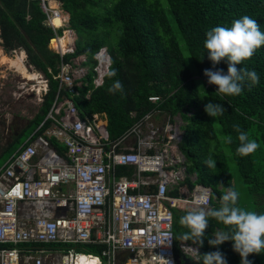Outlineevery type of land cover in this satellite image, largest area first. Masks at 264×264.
Masks as SVG:
<instances>
[{
    "label": "built area",
    "instance_id": "1",
    "mask_svg": "<svg viewBox=\"0 0 264 264\" xmlns=\"http://www.w3.org/2000/svg\"><path fill=\"white\" fill-rule=\"evenodd\" d=\"M38 1L44 24L53 31L49 48L59 55L52 75L57 88L44 120L0 166V264H163L166 259L175 264L171 210L192 209L194 194L203 189L211 204L210 187L194 184L183 193L188 176L178 149L183 120L159 109L163 95L155 93L146 98L154 107L116 138L107 134L102 113L80 117L73 103L76 87L90 72L87 99L111 65L98 57L110 54L100 47L91 67L83 54L63 61L73 48L59 44L56 30L66 23L60 2ZM23 63L33 70L26 54ZM38 75L37 88L36 80L30 82L42 102L48 79ZM120 167L134 169L121 174ZM172 189L176 195L168 193ZM79 244L101 248L82 252L72 246ZM177 248L196 258L192 242L179 241Z\"/></svg>",
    "mask_w": 264,
    "mask_h": 264
},
{
    "label": "trees",
    "instance_id": "2",
    "mask_svg": "<svg viewBox=\"0 0 264 264\" xmlns=\"http://www.w3.org/2000/svg\"><path fill=\"white\" fill-rule=\"evenodd\" d=\"M59 1L62 10L68 14V27L76 35L74 49L63 56V61L84 54L86 63L92 66V54L100 46H107L112 61L109 71H116L112 78L106 74L102 84L90 90L87 99L85 93L90 88L91 73L85 75L84 83L76 87L78 94L73 98L79 116L102 113L107 134L116 138L133 124L134 118L154 107L146 100L149 94H162L159 109L172 116L178 113L185 122L178 149L187 160L186 175L194 174L195 178L191 181L185 176L182 182L188 188L194 184L211 187L210 207L219 208L220 196L226 188L234 187L238 191L232 179L230 161H233L250 196L247 205L257 213H264V45L250 59L237 65L238 69H254L260 77L255 86L245 81L238 96L216 92L217 86L209 84L203 75L205 69H222L227 74L228 68L226 60L213 67L208 59L204 47L206 32L216 26L230 27L235 19L244 15L257 20L264 32V0ZM43 20L36 0H0V39L5 51L22 48L27 62L48 79V90L39 111L21 133L29 130L30 134L44 120L57 88L52 75L57 71L59 58L47 48L53 31ZM60 32L58 29L57 33ZM178 35L186 45L193 66L184 57ZM50 45H55L54 41ZM196 78L202 81V87ZM116 80L123 84V91L110 94L108 88ZM204 95L207 101L221 103L226 109L223 116L216 118L223 139L219 138L212 119L204 111ZM131 111L135 113L133 118ZM237 125L259 144L250 155L241 156L237 152L240 143L235 130ZM21 133L6 149L9 155L17 148L15 144L20 142ZM229 136L231 143L227 141ZM210 154L216 159L214 169L203 164ZM168 193L177 194L175 189ZM238 205L245 207L240 196ZM187 211L186 207L171 210L174 252L178 259L183 253L178 250L177 243L188 231L179 220ZM225 228L216 219L209 218L204 245L195 244L197 259L191 260V264H203L201 256L216 250L208 245L207 237ZM86 245L91 251L101 248L97 244ZM219 250L227 264H240V256L233 250L231 241L221 244ZM248 259L253 264H261L259 254H250Z\"/></svg>",
    "mask_w": 264,
    "mask_h": 264
},
{
    "label": "clouds",
    "instance_id": "3",
    "mask_svg": "<svg viewBox=\"0 0 264 264\" xmlns=\"http://www.w3.org/2000/svg\"><path fill=\"white\" fill-rule=\"evenodd\" d=\"M59 29L62 30V28ZM67 29L72 31L69 27H67ZM262 45H264V32L260 30V25L257 20L248 15L235 19L230 27L216 26L207 31L204 47L207 50L208 59L212 62L213 67H215V65L220 63L222 60H226L228 63L227 74H225L222 69H205L203 75L208 78L207 82L217 86L218 90L216 92L227 96L240 95L245 81H250V86L259 84L260 77L254 69H238L237 65H240L243 61L250 59L256 50ZM100 47L107 48V46ZM47 48L50 49L49 40ZM21 50L23 49H20V51ZM50 50L54 52L52 49ZM23 52L25 53L24 50ZM68 53L69 52L65 54ZM56 54L58 55V53ZM98 58L101 59L102 62H106L109 65L112 63L111 58L106 57L103 54ZM86 62L85 64H87ZM28 65L31 64L28 63ZM31 66L33 70H30L28 66L25 65L28 71L36 73L40 72L44 75L43 72L35 69L33 65ZM107 76L109 78L116 76V71L110 70L107 73ZM121 91H123V84L119 80L114 81V83L108 88V92L110 94H115ZM204 111L207 115L217 118L219 116H223L226 109L221 103L210 101L204 106ZM235 130L238 133L237 139L240 142L237 147L239 155L247 156L258 149L259 144L254 139H250L247 132L242 131L238 125L235 126ZM227 141L231 143L232 138L229 136ZM203 164L206 165L208 169L216 168V159L214 158V155L210 154L203 161ZM209 199V190L207 189H203L194 194L192 199L194 207L188 210L185 215L180 217L179 220L180 225L188 229L187 232L180 236V239L182 241H191L193 244H198L200 247H203L204 240L206 238L205 231L209 226V218H214L218 222L225 225L226 228L225 230H217L215 233L211 234L210 237H207L208 245L216 248V250L209 251L201 256L203 264H227L224 254L219 250V246L226 241L232 242L233 250L240 256V264H253V262L248 259L250 254L264 253V213H257L256 211L240 207L238 205L239 192L235 190L234 187L226 188L220 196L219 208L208 207L207 205ZM195 250L198 253V250ZM163 264H173V262L166 259L163 260Z\"/></svg>",
    "mask_w": 264,
    "mask_h": 264
},
{
    "label": "rangeland",
    "instance_id": "4",
    "mask_svg": "<svg viewBox=\"0 0 264 264\" xmlns=\"http://www.w3.org/2000/svg\"><path fill=\"white\" fill-rule=\"evenodd\" d=\"M61 12V16L66 19V23L62 25L63 30L60 32L61 34L59 33V37L64 36L63 39L66 40L65 45L67 47L74 48V41L76 39V35L73 30L68 33V14L62 9ZM168 16L172 20V17L169 12ZM178 41L186 61L191 66H193L186 45L179 35ZM56 45L58 46L57 43ZM20 49L22 48L18 47L13 52V49L6 52L2 45V40H0V53H3L7 57L14 58V56H16L20 52ZM0 61H2V59H0ZM49 72L51 71L49 70ZM25 80V78H23L19 73L15 72L12 68H9L7 65L0 63V165H3L9 157V152L6 150L8 149V144H11L13 141H15L16 137L29 125L30 121L38 113L42 103L38 101L35 91L32 90V83L27 82V80ZM196 82L199 86H201L202 81L199 78H196ZM34 83L36 85L35 88H37V82ZM207 103H209V101L206 100V97L204 95L203 105L205 106ZM209 117L214 123L219 138L223 139V136L219 132V125L217 124L216 118L211 116ZM182 124H184L183 121ZM181 127L182 125H180V129ZM28 137L29 130L21 133L20 142L16 143L15 147H19L20 144H22L25 140L28 139ZM174 151L178 154L175 149ZM184 162L185 164H187L186 159ZM230 166L232 168L231 171H233L232 179L235 182L236 188L238 189L240 199L245 205L244 208L253 211L254 209H252L250 205H247V202H250V196L247 193L245 184L241 182V178L237 172L236 166L233 161H230ZM182 187L184 194H187V192L190 191V189H188L184 184L182 185ZM72 246H75L76 250L78 251L95 252L88 249L86 244ZM259 257L261 264H264V254L260 253Z\"/></svg>",
    "mask_w": 264,
    "mask_h": 264
},
{
    "label": "bare ground",
    "instance_id": "5",
    "mask_svg": "<svg viewBox=\"0 0 264 264\" xmlns=\"http://www.w3.org/2000/svg\"><path fill=\"white\" fill-rule=\"evenodd\" d=\"M58 22H59L58 18H55L54 23L58 24ZM63 37L61 38L59 37V44L62 47V49H65L66 40H64ZM24 55L25 54L22 51L21 53H18L14 58H8L4 54L0 53V59H2L0 63L7 65L9 68H12L15 72L19 73L23 78L29 80V82L34 80H36V82H42L40 81L41 77L38 75V73L28 71L27 68L25 67L23 63ZM189 259L195 261L197 259V256L195 259L192 258Z\"/></svg>",
    "mask_w": 264,
    "mask_h": 264
},
{
    "label": "crops",
    "instance_id": "6",
    "mask_svg": "<svg viewBox=\"0 0 264 264\" xmlns=\"http://www.w3.org/2000/svg\"><path fill=\"white\" fill-rule=\"evenodd\" d=\"M65 33V32H64ZM61 38V37H60ZM23 50H21V52H22ZM6 56V55H5ZM7 57V56H6ZM15 57V56H14ZM8 58H13V57H8ZM133 114L134 112L133 111H131L130 112V114ZM131 114V116H132V118L135 116V113H134V116ZM134 120H135V118H134ZM134 120H133V122H134ZM160 120H158L157 122H159ZM32 133V132H31ZM30 133V134H31ZM29 134V135H30ZM14 142V141H13ZM132 142H133V139H130V140H127V143L130 145V144H132ZM21 145V144H20ZM18 148V147H17ZM133 167H127V168H122V167H120V169H119V173L120 172H122L121 174H124V173H126V174H128V173H130L131 171H133ZM149 175V174H148ZM189 176V175H188ZM190 177H191V179H190ZM194 178H195V175L194 174H191V176H189V179L192 181V180H194ZM185 185V184H184ZM186 186V185H185ZM187 187V186H186ZM143 189H147V188H149V187H146V186H143L142 187ZM183 188V187H182ZM188 188V187H187ZM211 188V187H210ZM211 198H212V188H211Z\"/></svg>",
    "mask_w": 264,
    "mask_h": 264
},
{
    "label": "water",
    "instance_id": "7",
    "mask_svg": "<svg viewBox=\"0 0 264 264\" xmlns=\"http://www.w3.org/2000/svg\"><path fill=\"white\" fill-rule=\"evenodd\" d=\"M175 264H191L189 257L183 255L181 258H175Z\"/></svg>",
    "mask_w": 264,
    "mask_h": 264
},
{
    "label": "flooded vegetation",
    "instance_id": "8",
    "mask_svg": "<svg viewBox=\"0 0 264 264\" xmlns=\"http://www.w3.org/2000/svg\"><path fill=\"white\" fill-rule=\"evenodd\" d=\"M8 145H11V144H8ZM8 145H7V146H8Z\"/></svg>",
    "mask_w": 264,
    "mask_h": 264
}]
</instances>
